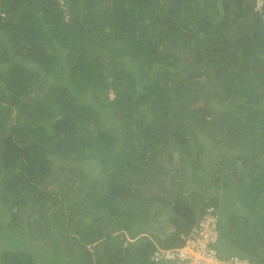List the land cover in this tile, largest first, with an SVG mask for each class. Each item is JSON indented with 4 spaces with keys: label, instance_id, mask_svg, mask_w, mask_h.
<instances>
[{
    "label": "trees",
    "instance_id": "1",
    "mask_svg": "<svg viewBox=\"0 0 264 264\" xmlns=\"http://www.w3.org/2000/svg\"><path fill=\"white\" fill-rule=\"evenodd\" d=\"M262 1L0 0V264H173L207 206L264 264Z\"/></svg>",
    "mask_w": 264,
    "mask_h": 264
},
{
    "label": "built area",
    "instance_id": "2",
    "mask_svg": "<svg viewBox=\"0 0 264 264\" xmlns=\"http://www.w3.org/2000/svg\"><path fill=\"white\" fill-rule=\"evenodd\" d=\"M218 214L213 207H206L196 224L192 227L181 247L158 249L157 260L166 259L173 264H245V259L236 255L222 258L218 256L217 229Z\"/></svg>",
    "mask_w": 264,
    "mask_h": 264
},
{
    "label": "rangeland",
    "instance_id": "3",
    "mask_svg": "<svg viewBox=\"0 0 264 264\" xmlns=\"http://www.w3.org/2000/svg\"><path fill=\"white\" fill-rule=\"evenodd\" d=\"M262 2H263L262 0H255V7L254 8L255 9L259 8L261 6ZM102 11H103V9H102ZM113 95H114V93H113L112 89H108V96L110 98H112ZM210 103L213 104V105H216L215 104L216 103L215 98L214 99L211 98ZM220 148L218 150H216L214 148L207 149L205 151V154H203L201 159H199L200 160V165H201V167H200L201 171H196V173L194 175V181L192 179V182L189 183V186L191 188H193V186H194L197 190H199V189L201 190V188H203V186L205 184H212L210 189L214 188V185L216 186V184H214L213 182H207V180L211 177L210 174L212 172L216 171V167H215L216 163L214 165H212V164L214 162H217V160L221 159V157H222L220 155L221 152L227 150L228 147H227V145L223 144L222 148L221 149ZM158 158H159L158 162L159 161L162 162V160H163L162 164L164 163L165 168L167 169V175H169L170 173H172L175 170H177V168H179V166H180L179 160H174V161L170 162V164L167 161L165 162L164 160H166L165 159L166 157H163V154H160ZM158 162L156 163L157 164L156 166H158V164H159ZM237 166H239V165H237ZM88 168H89V170H92V169H95L96 167L94 168V166L91 165ZM239 168H240V166H239ZM229 171H230V168L228 169V172ZM165 176H166V174H165ZM188 178H191V177H188ZM159 179H162V178L159 177ZM160 182H161V180H160ZM163 183L164 184L166 183L167 186H170V184L167 181H163ZM217 186H220L219 183H217ZM151 190L152 191L155 190V185L149 184V187H147L146 189L144 188V192H146V193L147 192L150 193ZM223 203H224L225 208H227L228 212L231 211L232 208L234 207V206H230L229 203H227V202L225 203L223 201ZM230 204L233 205L232 203H230ZM237 206H239V205H237ZM228 212H227V214H228ZM168 215H169V213H168V211L166 209L161 210L159 212V214L156 215L157 220H155L154 223H153V229H159V226H161V225L164 226L167 223L168 225L165 227L164 231H165V233L167 231H170L169 229H171L172 226L169 225L170 223H168L169 220H170V219L167 218ZM157 225H159V226H157ZM161 229H163V227H161ZM31 246H33L32 247V251L36 254L37 258L40 259V262H42L43 260L48 258V256H51L53 254L52 253V250H53L52 246L48 245L43 240H41V241L38 240L34 245H31ZM245 261H248V260L245 259ZM245 264H250V263H245Z\"/></svg>",
    "mask_w": 264,
    "mask_h": 264
},
{
    "label": "clouds",
    "instance_id": "4",
    "mask_svg": "<svg viewBox=\"0 0 264 264\" xmlns=\"http://www.w3.org/2000/svg\"><path fill=\"white\" fill-rule=\"evenodd\" d=\"M207 207H213V206H207ZM205 209H206V207H205ZM213 211H214V208H213ZM215 212V211H214ZM215 213H217V212H215Z\"/></svg>",
    "mask_w": 264,
    "mask_h": 264
}]
</instances>
